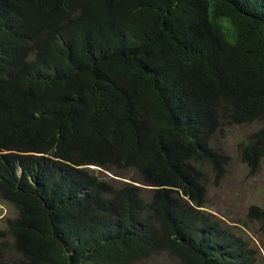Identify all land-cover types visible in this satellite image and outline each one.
Returning a JSON list of instances; mask_svg holds the SVG:
<instances>
[{"label":"trees","instance_id":"1","mask_svg":"<svg viewBox=\"0 0 264 264\" xmlns=\"http://www.w3.org/2000/svg\"><path fill=\"white\" fill-rule=\"evenodd\" d=\"M223 119L259 169L264 0H0V264H259L263 209L204 210Z\"/></svg>","mask_w":264,"mask_h":264},{"label":"rangeland","instance_id":"2","mask_svg":"<svg viewBox=\"0 0 264 264\" xmlns=\"http://www.w3.org/2000/svg\"><path fill=\"white\" fill-rule=\"evenodd\" d=\"M263 122L234 123L223 119L222 127L213 135L211 145L227 156L225 176L214 184L213 172H206L209 180L207 204L204 210L220 218L226 224L243 228V222L248 220L249 210L258 206L264 210V161L259 169L251 170L241 158V143L252 141V134ZM97 168V167H96ZM103 174L111 176L108 171ZM114 176V175H113ZM137 173L125 176H115L127 182H135ZM148 188V187H146ZM149 190V189H147ZM17 214L15 207L9 202L0 201V229H4L7 221ZM242 230V229H241ZM244 236L250 240L257 251L259 264H264V232L253 222L242 230ZM14 258L13 254H6V258ZM136 264H179V259L164 252L149 259L140 260Z\"/></svg>","mask_w":264,"mask_h":264},{"label":"water","instance_id":"3","mask_svg":"<svg viewBox=\"0 0 264 264\" xmlns=\"http://www.w3.org/2000/svg\"><path fill=\"white\" fill-rule=\"evenodd\" d=\"M92 168H95V167H92Z\"/></svg>","mask_w":264,"mask_h":264}]
</instances>
